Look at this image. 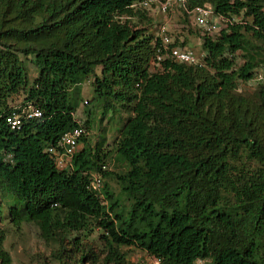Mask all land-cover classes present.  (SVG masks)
<instances>
[{"label": "trees", "instance_id": "1", "mask_svg": "<svg viewBox=\"0 0 264 264\" xmlns=\"http://www.w3.org/2000/svg\"><path fill=\"white\" fill-rule=\"evenodd\" d=\"M138 1L0 0V264L12 263L5 218L37 226L49 250L36 264H133L131 248L159 264H264V0L187 1L243 18L217 37L196 29L202 67L154 65L155 20ZM180 23L192 27L187 13ZM91 76L104 114L130 115L112 150L85 135L66 170L47 148L78 127L71 91ZM28 103L43 116L12 129L6 117ZM94 173L119 186L104 182L107 204L88 188ZM95 229L102 257L83 245Z\"/></svg>", "mask_w": 264, "mask_h": 264}, {"label": "rangeland", "instance_id": "2", "mask_svg": "<svg viewBox=\"0 0 264 264\" xmlns=\"http://www.w3.org/2000/svg\"><path fill=\"white\" fill-rule=\"evenodd\" d=\"M182 12L175 8L170 11L166 16V20L169 23L170 27L173 28V34L179 39L187 41V46L193 49L197 54L201 52L206 53L202 48L203 38H200L199 32L196 30L192 24V27L185 26V28H178L180 25V20L182 17ZM157 17V16H156ZM163 17V16H162ZM158 18V17H157ZM155 25L151 28V32H154ZM21 58L25 61L27 69L29 72V77L34 80L39 74L37 68L32 64V57H25L21 55ZM238 65L243 63V59L239 58ZM154 70V68H152ZM97 73L100 74V68H98ZM260 76L264 77V68L259 70ZM93 76L89 77L85 82L80 86L75 87L71 93L73 95H79L80 105L75 113L77 120H80L83 124L86 121H90L88 125L89 130V139L94 143L100 138V135H106L107 137V146L106 150H112V145L114 144L115 138L119 135L120 129L128 119L130 113L128 109L123 108L120 105H117V110L109 109V111L104 114L105 103L102 100H97L95 90L93 87ZM255 83V82H254ZM254 83L244 84L239 86V93L247 94L254 90ZM21 101V97H19ZM108 169L121 171L126 169L123 163H118L117 161H112L108 164ZM104 182L112 184L111 187L115 190L116 194H119V186L114 182L110 181L109 177L104 178ZM8 213V212H7ZM9 216V214H8ZM9 218V217H8ZM5 218V229L7 230V239L5 247L12 257L11 264H36L37 253H47L48 248L45 246V243L40 238V231L36 225L32 223H26L22 226L21 229L16 230L12 227L10 223L6 222ZM102 231L95 229L92 232H89L88 236H83V245H87L88 250L91 256L97 254L99 257H102L103 249L102 244L99 241V236ZM80 235V234H79ZM81 248V247H80ZM130 253L129 260L133 264H156V260L153 257H150L146 252L139 249H126ZM84 255L82 248L81 250L76 251L75 260ZM79 264V263H74ZM84 264H94L93 261H85ZM98 264H102L98 262ZM207 264V261L204 263Z\"/></svg>", "mask_w": 264, "mask_h": 264}, {"label": "built area", "instance_id": "3", "mask_svg": "<svg viewBox=\"0 0 264 264\" xmlns=\"http://www.w3.org/2000/svg\"><path fill=\"white\" fill-rule=\"evenodd\" d=\"M188 0H142L134 3L132 7L146 9L150 14L165 15V19L155 26V58L154 64L161 67L162 63L167 59L172 61L185 62L188 64L202 67L204 65V57L206 53L197 54L188 46L180 45V41L173 34V28L170 27L166 20L168 12L174 8L185 11L190 16L192 24L198 27L203 34H210L213 37L229 24L237 22L236 17H228L216 12L212 4H198L188 7ZM184 27V24L177 26ZM43 116V111L36 107L33 103L21 107V112H13L6 117V122L14 130L21 129L25 119H34ZM88 135V131L82 125L73 130L64 133L58 140L56 145L50 146L47 150L52 154L53 158L61 168H69L71 161L77 152L80 139ZM89 189L98 197L102 198L103 178L101 174L92 175L89 183ZM204 260H197L195 264H203Z\"/></svg>", "mask_w": 264, "mask_h": 264}, {"label": "clouds", "instance_id": "4", "mask_svg": "<svg viewBox=\"0 0 264 264\" xmlns=\"http://www.w3.org/2000/svg\"><path fill=\"white\" fill-rule=\"evenodd\" d=\"M142 1V0H141ZM208 3V2H207ZM203 4H205V3H203ZM209 4H212V3H209ZM196 5H198V4H196ZM213 5V4H212ZM195 6V5H194ZM213 7H214V5H213ZM177 8V7H176ZM175 9V8H174ZM174 9H172V10H174ZM178 9V8H177ZM146 10V9H145ZM172 10H170V11H172ZM148 11V10H147ZM170 11L168 12V13H170ZM149 12V11H148ZM182 12V11H181ZM217 12V11H216ZM183 14L182 15H184V13H185V11H183L182 12ZM149 15L151 16V17H153L154 18V20H155V22H154V24L153 25H157L158 23H160L162 20H164L165 19V15H156V16H154V15H152V14H150V12H149ZM168 15V14H167ZM163 16V17H162ZM227 16V15H226ZM228 17H230V16H228ZM232 17H236L237 18V22H235V23H239L241 20L243 21V18H242V16H231L230 18H232ZM191 21V20H190ZM191 24H192V22H191ZM230 25V24H229ZM228 25V26H229ZM185 26H187L186 24L184 25V27L183 28H185ZM189 27V26H188ZM196 27V26H195ZM198 28V27H197ZM227 28V27H226ZM199 29V28H198ZM225 29V28H224ZM223 29V30H224ZM202 32V31H201ZM154 33H155V30H154ZM221 33V32H220ZM219 33V34H220ZM217 37V36H216ZM201 38V37H200ZM179 39V38H178ZM203 42V41H202ZM155 65V64H154ZM157 67V66H156ZM155 68V67H154ZM77 122H78V124L79 125H82L83 127H84V124L80 121V120H77ZM78 125V126H79ZM85 128V127H84ZM87 131H88V129H86ZM88 135H89V131H88ZM80 142H81V139H80ZM80 142H79V144H78V147H79V145H80ZM49 148V147H48ZM47 148V149H48ZM78 149V148H77ZM54 159V158H53ZM61 168V167H60ZM103 168H105L106 169V167H103ZM63 169H66V170H68V169H72V161H71V166L67 169V168H63ZM94 174H101V173H94ZM94 174H92V175H94ZM92 175L90 176V179H91V177H92ZM102 175V174H101ZM102 178H103V191H102V198H100V197H98L97 195V197L100 199V201L102 202V204H107L108 202H107V200L105 199V195H104V177L102 176ZM89 183H90V181H89ZM88 188H89V185H88ZM199 260V259H198ZM201 260H204V259H201ZM197 261V260H196ZM206 262V260H204V263ZM196 263V262H195ZM203 263V264H204ZM156 264H159L158 263V261H156Z\"/></svg>", "mask_w": 264, "mask_h": 264}]
</instances>
